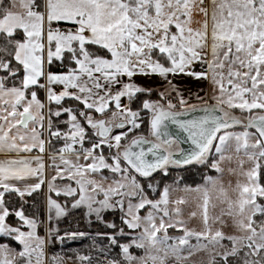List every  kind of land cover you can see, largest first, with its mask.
<instances>
[{
    "label": "snow or ice",
    "instance_id": "snow-or-ice-1",
    "mask_svg": "<svg viewBox=\"0 0 264 264\" xmlns=\"http://www.w3.org/2000/svg\"><path fill=\"white\" fill-rule=\"evenodd\" d=\"M69 261L264 264V0H0V264Z\"/></svg>",
    "mask_w": 264,
    "mask_h": 264
},
{
    "label": "trees",
    "instance_id": "trees-1",
    "mask_svg": "<svg viewBox=\"0 0 264 264\" xmlns=\"http://www.w3.org/2000/svg\"><path fill=\"white\" fill-rule=\"evenodd\" d=\"M195 182H200L199 176H189L188 183L192 186H195ZM82 247H87V244H81L79 241L71 243L67 248H65L63 251L67 256H71L72 252L81 249ZM58 251H60L58 249Z\"/></svg>",
    "mask_w": 264,
    "mask_h": 264
},
{
    "label": "rangeland",
    "instance_id": "rangeland-1",
    "mask_svg": "<svg viewBox=\"0 0 264 264\" xmlns=\"http://www.w3.org/2000/svg\"><path fill=\"white\" fill-rule=\"evenodd\" d=\"M69 264H71V262L69 261Z\"/></svg>",
    "mask_w": 264,
    "mask_h": 264
}]
</instances>
